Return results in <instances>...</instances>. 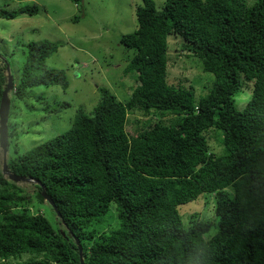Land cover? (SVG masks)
Returning a JSON list of instances; mask_svg holds the SVG:
<instances>
[{
	"label": "trees",
	"instance_id": "16d2710c",
	"mask_svg": "<svg viewBox=\"0 0 264 264\" xmlns=\"http://www.w3.org/2000/svg\"><path fill=\"white\" fill-rule=\"evenodd\" d=\"M39 11L26 3L0 9V18ZM134 13L137 27L120 36L133 51L124 68L135 79L129 97L121 102L98 86L90 113L78 109L67 130L8 158L12 173L38 181L33 195L0 167V264H81L76 239L83 264H264V0H164L160 9L142 0ZM168 35L214 75L199 99L192 87L167 81ZM23 45L10 103L40 85L65 90L64 69L45 62L59 43ZM6 63L0 57V99ZM249 86L238 109L235 95ZM135 113L148 121L130 133ZM203 193L215 198L210 237L214 222L193 214L185 223L178 210ZM32 199L47 203L56 220L32 210ZM111 205L117 225L93 229L105 225ZM28 252L36 256L9 262Z\"/></svg>",
	"mask_w": 264,
	"mask_h": 264
},
{
	"label": "rangeland",
	"instance_id": "374dc122",
	"mask_svg": "<svg viewBox=\"0 0 264 264\" xmlns=\"http://www.w3.org/2000/svg\"><path fill=\"white\" fill-rule=\"evenodd\" d=\"M245 1L252 3L254 0ZM154 2L156 8L160 9L164 0ZM26 3L37 4L40 11L13 19L0 18V57L9 61L10 70L16 75L17 66L22 63V52L25 51L23 43L40 39L58 42L57 50L45 62L48 67L64 69L68 87L65 90L56 85L32 87L30 96L25 100L10 103L8 121L12 137L8 139L6 153L0 149L1 168L3 161L13 155L22 154L67 130L78 109L90 113L99 101L98 86L108 88L118 100L124 102L135 85L133 73H124L133 51L120 43V36L137 27L134 8L142 4V0H83L82 7L70 0H0V9L14 10ZM167 41V81L192 87L195 99H199L211 86L213 73L204 71L197 57L188 56L181 50L179 37L168 35ZM250 96V86L235 95L237 108L242 109ZM134 118L139 122L136 123ZM145 119L140 113L130 114L126 130L135 133L136 127L142 126ZM209 143L212 148L218 147L216 140L211 139ZM17 184L31 195L36 189L31 182ZM35 201L32 199L31 209L39 208L54 222L56 216L49 205ZM214 207V195L203 193L197 199L181 204L178 210L185 223L192 219L193 214L198 219L214 222L206 234V237H210L217 230ZM109 210L105 225L96 223L93 229L108 230L117 225L113 205ZM35 256L30 252L21 253L11 257L9 262Z\"/></svg>",
	"mask_w": 264,
	"mask_h": 264
},
{
	"label": "water",
	"instance_id": "95a60500",
	"mask_svg": "<svg viewBox=\"0 0 264 264\" xmlns=\"http://www.w3.org/2000/svg\"><path fill=\"white\" fill-rule=\"evenodd\" d=\"M6 79L7 83L5 88L3 89L2 96L0 99V149L3 151V153H6L8 145H9V136H8V125H7V120H8V114H9V106H10V97H9V91L12 90L13 88V76L10 71V65L6 63ZM2 174L8 178L9 180L15 182L16 184L18 182L22 183H27V182H33V183H38V181L28 178L26 176L22 175H17L15 173H12L8 168H7V162L3 161L2 168H1ZM41 195L42 197L48 201V203L52 206L54 209L55 213L57 214L58 217H60L59 212L56 210L57 208L55 207V204L52 200V198L46 194L43 186ZM76 243L78 245V251L80 254V262L83 264V258H82V248L81 245L79 244L78 240L76 239Z\"/></svg>",
	"mask_w": 264,
	"mask_h": 264
}]
</instances>
